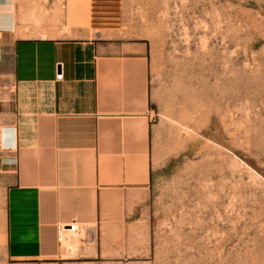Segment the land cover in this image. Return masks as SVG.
<instances>
[{
	"label": "rangeland",
	"instance_id": "rangeland-1",
	"mask_svg": "<svg viewBox=\"0 0 264 264\" xmlns=\"http://www.w3.org/2000/svg\"><path fill=\"white\" fill-rule=\"evenodd\" d=\"M81 37L143 44L158 111L143 245L0 264H264V0H92ZM33 28L56 18L28 11ZM2 220L0 208V222ZM137 241V242H138Z\"/></svg>",
	"mask_w": 264,
	"mask_h": 264
},
{
	"label": "crops",
	"instance_id": "crops-1",
	"mask_svg": "<svg viewBox=\"0 0 264 264\" xmlns=\"http://www.w3.org/2000/svg\"><path fill=\"white\" fill-rule=\"evenodd\" d=\"M92 3L0 0V243L13 262L70 259L59 225L76 224L84 262L145 243L158 116L147 49L81 37L72 20ZM34 6L56 18L33 28Z\"/></svg>",
	"mask_w": 264,
	"mask_h": 264
},
{
	"label": "built area",
	"instance_id": "built-area-1",
	"mask_svg": "<svg viewBox=\"0 0 264 264\" xmlns=\"http://www.w3.org/2000/svg\"><path fill=\"white\" fill-rule=\"evenodd\" d=\"M62 78V73L58 74L56 76L57 80H60ZM70 232V233H77V226L76 224H68V225H59L57 226V240L58 243L61 245L62 239L65 237V233Z\"/></svg>",
	"mask_w": 264,
	"mask_h": 264
}]
</instances>
